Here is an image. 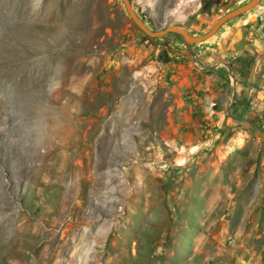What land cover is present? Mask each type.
Segmentation results:
<instances>
[{
	"label": "rangeland",
	"instance_id": "1",
	"mask_svg": "<svg viewBox=\"0 0 264 264\" xmlns=\"http://www.w3.org/2000/svg\"><path fill=\"white\" fill-rule=\"evenodd\" d=\"M207 1L204 10L202 0L131 3L151 29L202 34L248 0ZM234 23L264 38V0L212 37ZM175 41L184 43L145 37L121 0H0V181L14 211L0 202V230L18 226L0 234V264H264V176L250 188L263 144L241 162L252 169L242 190L217 192L200 208L176 189L193 157L222 139L153 127L168 104L138 78ZM53 108L67 132L60 140L42 116L54 118ZM36 225L46 234L33 235Z\"/></svg>",
	"mask_w": 264,
	"mask_h": 264
},
{
	"label": "crops",
	"instance_id": "2",
	"mask_svg": "<svg viewBox=\"0 0 264 264\" xmlns=\"http://www.w3.org/2000/svg\"><path fill=\"white\" fill-rule=\"evenodd\" d=\"M212 38L163 45L154 73L138 78L168 104L167 118L155 129L173 128L177 139H222L193 157L176 188L182 201L200 208L216 201L217 192L242 190L252 169L244 170L241 162L258 143L264 145V38L239 23ZM254 176L250 188L257 192L264 166Z\"/></svg>",
	"mask_w": 264,
	"mask_h": 264
},
{
	"label": "water",
	"instance_id": "3",
	"mask_svg": "<svg viewBox=\"0 0 264 264\" xmlns=\"http://www.w3.org/2000/svg\"><path fill=\"white\" fill-rule=\"evenodd\" d=\"M121 1L132 22L145 37L159 38L171 33L179 36L186 45H189L194 43H200L211 38L219 30V28L224 25L228 20L233 19L236 16H239L253 9L256 5L259 4L261 0H248L243 4H240L226 11L224 14L220 15L214 21V23L202 34H193L189 32L186 28L175 24L168 25L162 29H151L136 13L135 8L131 3V0Z\"/></svg>",
	"mask_w": 264,
	"mask_h": 264
},
{
	"label": "bare ground",
	"instance_id": "4",
	"mask_svg": "<svg viewBox=\"0 0 264 264\" xmlns=\"http://www.w3.org/2000/svg\"><path fill=\"white\" fill-rule=\"evenodd\" d=\"M3 76H5V75H3ZM2 77V76H1ZM2 78H4V77H2ZM6 79H7V77H5ZM9 78V77H8ZM10 79V78H9ZM1 80V79H0ZM20 81H22V83L27 87V83H28V80L26 79V77H22V79L20 80ZM9 84V83H8ZM2 86V85H1ZM4 86H5V84H4ZM22 89H23V87L21 88V91H22ZM25 89V88H24ZM12 90V89H11ZM20 91V92H21ZM25 92L27 93V91H26V89H25ZM25 93V94H26ZM27 95V94H26ZM13 96H15V95H13ZM12 96V97H13ZM25 96V95H24ZM26 97V96H25ZM19 98V97H18ZM18 102V101H17ZM16 102V103H17ZM2 103H3V101H2ZM15 104V103H14ZM22 105V104H21ZM2 106H3V108L1 109V111H0V115L1 114H4V113H6V111H7V109H6V105H5V101H4V103L2 104ZM48 107H49V105H48ZM36 107H34V109H35ZM50 108V107H49ZM48 108V109H49ZM51 109V108H50ZM47 111V113L48 112H53V114L54 113H56V112H54L55 111V109L53 108V110H46ZM42 114V113H41ZM3 116V115H2ZM42 116H43V118H44V120H52V121H49V122H55V125L53 126V128H52V126H51V132H50V134H51V136L52 135H54L55 136V138L56 137H58L59 139L58 140H60V138L61 137H63V136H65V134L67 133H65L63 130H62V127H64V125H62V123L61 122H59L58 120H59V117H58V115H57V113L55 114V116H54V118H53V116L52 117H49L48 115L46 116V114L44 113V115L42 114ZM6 117V116H5ZM1 118V117H0ZM38 119H41V118H38ZM2 121V120H1ZM31 122V119H29V118H26L25 119V124H28V123H30ZM0 123H3V122H0ZM48 125H49V123H48ZM62 125V126H61ZM47 129H48V127H47ZM59 129V130H58ZM43 130H45L44 128H43ZM20 131H23V132H25V128H21L20 129ZM48 131V130H47ZM47 131L46 132H44V134L45 133H47ZM42 132V131H41ZM49 132V131H48ZM0 133H1V131H0ZM27 133V131L25 132V134ZM43 134V133H42ZM49 134V133H48ZM3 135H5V136H8V135H10V130L9 129H7L6 130V132H4L3 133ZM26 137H28V134H26ZM3 138V137H2ZM8 138V137H7ZM48 139V138H47ZM16 141V143H17V140H15ZM43 141V140H42ZM51 141V140H50ZM70 141V140H69ZM3 142V141H2ZM12 142H13V140H12ZM44 142H46L45 141V139H44ZM43 142V143H44ZM49 142V141H48ZM3 143H5V142H3ZM10 143V142H9ZM20 143H21V141H20ZM29 143V142H28ZM58 143L59 144H61V142H59L58 141ZM58 143H56L55 141H53L52 143H51V145L52 146H58L59 144ZM6 144V143H5ZM24 144V143H23ZM39 144V143H38ZM63 144V143H62ZM9 145V144H8ZM16 145V144H15ZM18 145V144H17ZM27 145V144H26ZM42 145H44V144H42ZM49 145V144H48ZM50 145V146H51ZM1 146L2 145H0V151H1ZM14 146V145H13ZM24 146V145H23ZM30 146V145H29ZM28 146V147H29ZM8 147V146H7ZM38 147H39V145H38ZM9 148V147H8ZM11 148V147H10ZM18 148V147H17ZM27 148V147H26ZM50 148V147H49ZM58 148V147H57ZM3 149V148H2ZM12 149V148H11ZM15 149V148H14ZM21 149V148H20ZM52 148H50V150H51ZM8 150V149H7ZM32 150V149H31ZM43 150V149H42ZM41 150V151H42ZM45 150V149H44ZM9 151V150H8ZM14 151V150H13ZM29 151V150H28ZM31 153V152H30ZM48 153V152H47ZM1 156V155H0ZM29 156V155H28ZM47 156V155H46ZM37 157V156H36ZM35 156H34V158H36ZM40 158H41V163H45V156L43 155V154H41L40 155ZM1 159V158H0ZM47 159V158H46ZM3 164V163H2ZM5 164V163H4ZM46 164V163H45ZM0 169H1V167H0ZM1 180V179H0ZM5 183H2L1 181H0V202H2V204H5V206H7V211H9V214H14V211H12L11 209H12V203L13 202H11L12 200H10V198H9V196H8V194L7 193H5L4 191H3V188H4V186L6 185H4ZM8 185H9V183H8ZM7 185V186H8ZM10 187H11V183H10V185H9ZM7 214H8V212H7ZM26 223V222H25ZM24 223V224H25ZM42 224V223H41ZM27 225V224H26ZM17 229V231H18V226H16L15 228L14 227H9L8 229H6L7 231H9L10 233H12L13 231H15ZM6 230H5V232H6ZM4 231V230H3ZM16 231V232H17ZM33 231H34V234L33 235H45L46 234V232L44 231V227H42V225H36L34 228H33ZM5 232H2L1 230H0V234H4ZM44 232H45V234H44ZM49 232V231H48ZM32 234V233H31ZM7 239H9L8 237H7ZM11 239V238H10ZM9 239V244L10 245H12L13 243H11V240ZM38 246V245H37ZM40 246V245H39ZM38 246V247H39ZM35 247V246H34ZM51 247V246H50ZM53 247V246H52ZM41 248V247H40ZM39 248V249H40ZM44 248V247H43ZM42 248V249H43ZM48 248V247H47ZM59 250V249H58ZM45 251V250H44ZM27 256V255H26ZM25 256V257H26ZM48 256V255H47ZM23 264V263H22Z\"/></svg>",
	"mask_w": 264,
	"mask_h": 264
},
{
	"label": "flooded vegetation",
	"instance_id": "5",
	"mask_svg": "<svg viewBox=\"0 0 264 264\" xmlns=\"http://www.w3.org/2000/svg\"><path fill=\"white\" fill-rule=\"evenodd\" d=\"M203 4L205 5V8H206L210 4V2H208L207 0H204V3H203V0H202V7H203Z\"/></svg>",
	"mask_w": 264,
	"mask_h": 264
},
{
	"label": "trees",
	"instance_id": "6",
	"mask_svg": "<svg viewBox=\"0 0 264 264\" xmlns=\"http://www.w3.org/2000/svg\"><path fill=\"white\" fill-rule=\"evenodd\" d=\"M203 3H204V0H203ZM209 5H211V3H210ZM209 5H208V6H209ZM203 8L205 9V5H204V4H203V7H202V10H204ZM206 8H207V7H206ZM161 55H162V54H160V56H161Z\"/></svg>",
	"mask_w": 264,
	"mask_h": 264
}]
</instances>
